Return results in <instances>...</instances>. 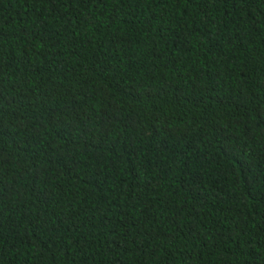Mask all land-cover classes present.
<instances>
[{
	"label": "trees",
	"instance_id": "trees-1",
	"mask_svg": "<svg viewBox=\"0 0 264 264\" xmlns=\"http://www.w3.org/2000/svg\"><path fill=\"white\" fill-rule=\"evenodd\" d=\"M0 264H264V0H0Z\"/></svg>",
	"mask_w": 264,
	"mask_h": 264
}]
</instances>
